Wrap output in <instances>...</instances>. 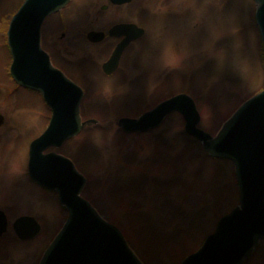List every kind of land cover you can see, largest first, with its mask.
<instances>
[{
  "label": "rangeland",
  "instance_id": "rangeland-1",
  "mask_svg": "<svg viewBox=\"0 0 264 264\" xmlns=\"http://www.w3.org/2000/svg\"><path fill=\"white\" fill-rule=\"evenodd\" d=\"M23 1L0 0L2 25L8 27ZM146 3L134 0L114 6L107 0H72L45 22L43 46L55 57L58 55V62L67 58L71 64L66 65L68 69H79L72 74L85 90L82 117L93 120L60 149L52 150L73 160L87 177L82 195L104 219L120 228L144 264H180L215 230L219 218L239 204L235 166L229 160L209 157L202 144L186 133L185 121L178 113L143 133L123 132L118 120L138 117L160 101L186 92L197 103L199 126L215 135L244 101L264 88V74L248 70V83L243 84L227 73L207 92L198 86L196 74L176 80L168 77L151 94L146 92L140 75L131 81L134 90L125 100L110 106L96 102L91 76L102 74L100 65L109 48L106 43L92 45L87 31L118 22L136 23L147 29L154 18ZM246 3L248 22L257 26L256 10L251 0ZM144 38L125 51L114 75L127 80L139 69L133 53ZM1 41L0 83H4L0 86V110L7 120L0 128V209L8 213L10 225L0 239V264H16L14 253L23 256L22 264H39L67 219L56 193L40 188L26 175L25 148L46 127L51 112L36 94L16 86L12 95H6ZM210 68L207 64L203 71ZM98 139L102 146H98ZM22 144L24 148L18 150ZM10 165L23 169L25 174L9 177ZM21 215L34 216L42 224V231L32 240L18 239L12 229V221ZM244 264H264V241Z\"/></svg>",
  "mask_w": 264,
  "mask_h": 264
},
{
  "label": "water",
  "instance_id": "water-1",
  "mask_svg": "<svg viewBox=\"0 0 264 264\" xmlns=\"http://www.w3.org/2000/svg\"><path fill=\"white\" fill-rule=\"evenodd\" d=\"M124 4L131 0H111ZM70 0H25L13 16L9 46L13 55L11 75L22 87L39 92L52 116L46 130L30 145L29 174L40 186L56 191L68 218L39 264H143L129 246L120 228L105 220L82 196L86 178L73 161L51 151L78 135L93 120H82L83 89L53 66L41 45L45 19L64 8ZM256 22L264 28V0L256 10ZM145 33L136 24H119L110 30L124 36L111 58L103 65L113 73L125 48ZM104 33L91 31L90 41L98 42ZM264 48V38H262ZM173 112L185 120V130L202 142L213 158L229 159L235 165L239 187V205L218 221L199 250L181 264H244L264 240V90L245 101L223 124L216 135L199 127L200 112L195 100L181 93L162 101L138 118L118 120L125 133L147 132L160 126ZM3 116L0 115V124ZM7 228V218L0 211V236ZM17 235L32 239L41 225L32 216H22L14 223Z\"/></svg>",
  "mask_w": 264,
  "mask_h": 264
},
{
  "label": "clouds",
  "instance_id": "clouds-1",
  "mask_svg": "<svg viewBox=\"0 0 264 264\" xmlns=\"http://www.w3.org/2000/svg\"><path fill=\"white\" fill-rule=\"evenodd\" d=\"M145 6L154 22L134 49L139 69L127 80L93 74L96 102L110 106L125 100L134 90L131 81L140 75L151 94L168 77L176 80L196 74L198 86L207 92L227 73L243 84L248 83V70L264 74V28L248 22L246 0H147ZM251 6L258 11L261 0H251ZM207 64H211L210 70L203 71ZM97 144L102 146L99 139ZM7 174L17 178L25 173L10 165ZM13 258L22 264L21 254L14 253Z\"/></svg>",
  "mask_w": 264,
  "mask_h": 264
},
{
  "label": "flooded vegetation",
  "instance_id": "flooded-vegetation-1",
  "mask_svg": "<svg viewBox=\"0 0 264 264\" xmlns=\"http://www.w3.org/2000/svg\"><path fill=\"white\" fill-rule=\"evenodd\" d=\"M108 1V4L109 5H113V4H111V2L109 1V0H107ZM134 0H132V2H133ZM114 6H116V5H114ZM106 7H108V5H106ZM122 23H129V22H118V23H114V24H111V25H109V26H107L106 28H102V27H98L97 29H90V30H88L87 31V33H86V37H87V34L90 32V31H99V32H103L104 33V38L102 39V40H100V41H98V42H92V41H89L92 45H100V44H104V43H106V44H108V51H107V56H106V59L101 63V65H100V73L102 72V74H107V73H105L104 72V70H103V64L111 57V55H112V53L114 52V50H115V48H116V46H117V44L119 43V42H121L122 40H123V36H121V37H116V36H111L110 35V30H111V28L112 27H114V26H116V25H118V24H122ZM7 24H5L4 23V25H2V23H1V21H0V39H2V41H1V46H2V48H3V50H4V54H5V57H4V60H3V62H2V70H3V73H4V75L6 76V79H5V82H7V84H6V88H5V93H6V95L7 96H10V95H12V93H13V86H16V88H18V90L20 89V90H23V91H26V92H30V93H33V94H36L39 98H40V100L43 102V100L41 99V97L36 93V92H33V91H31V90H26V89H22L21 87H19V86H17L15 83H14V81H13V79H12V77H11V75H10V71H9V67H10V63H11V54H10V50H9V47H8V44H7V26H6ZM139 25V24H138ZM140 26V25H139ZM142 27V26H141ZM88 39V38H87ZM42 41H44V36H43V34H42ZM137 41L138 40H135V41H132L128 46H127V48L124 50V52H123V55H124V53H125V51L129 48V47H131V45L133 44V43H137ZM47 50V52L49 53V55H50V57H51V60H52V62H53V64L57 67V68H59L68 78H70L71 80H73L74 82H76L77 84H79L80 86H82L81 84H80V82H79V80H77L74 76H73V72L76 70L75 68H72V69H68L67 67H66V65H71L70 64V61H67L68 59L66 58L65 60L67 61V63H66V61L65 60H60V62H58L57 60H56V58H58V55L55 57V53L53 54L52 53V51H50V50H48V49H46ZM123 55H122V57H121V60H120V63H119V67H120V65H121V61H122V59H123ZM73 64H75V63H73ZM72 70V71H71ZM79 69H77L76 70V72L78 73L79 71H78ZM118 72V69L115 71V72H113L112 74L114 75V74H116ZM3 83L4 82H1L0 83V86L2 87L3 86ZM84 89V88H83ZM0 114L3 116V121H2V123L0 124V128L1 127H3L4 126V124L6 123V120H7V118H6V115H5V113H4V111L3 110H0ZM45 129V128H44ZM43 129V130H44ZM17 145H19V144H17ZM23 145L24 144H22V146L20 145V147L19 148H17L18 150L21 148V150H22V148H24L23 147ZM29 146H30V142H28L27 143V146H26V148H25V157H26V175H27V177L28 178H30V176H29V170H28V162H29ZM5 167H7V161H6V164H5ZM4 167V168H5ZM0 210H2L5 214H6V216H7V218H8V228H9V225H10V219H9V216H8V213L6 212V210H4V209H0ZM18 218V217H17ZM13 224V221H12V223H11V225ZM8 231V230H7ZM5 234V233H4ZM4 234L2 235V236H0V239L4 236Z\"/></svg>",
  "mask_w": 264,
  "mask_h": 264
}]
</instances>
